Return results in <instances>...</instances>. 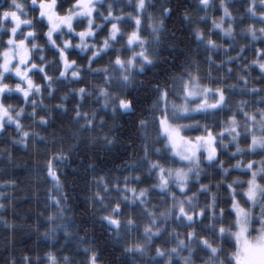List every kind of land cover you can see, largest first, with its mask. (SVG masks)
Segmentation results:
<instances>
[{
	"label": "snow or ice",
	"instance_id": "snow-or-ice-1",
	"mask_svg": "<svg viewBox=\"0 0 264 264\" xmlns=\"http://www.w3.org/2000/svg\"><path fill=\"white\" fill-rule=\"evenodd\" d=\"M181 6L172 0H30L29 18L25 4L11 0L0 11V133L14 126L19 138L13 144L28 148L36 140L46 143L39 133L26 130L24 119L47 126L51 116L37 109L67 114L72 97L76 127L71 139L76 143L69 151L82 140L107 148L116 143V120L134 117L142 155L135 159L134 149L120 175H93L95 190L89 197L108 213L100 219L123 239V252L148 257V264H264V46H256L264 45V0H243L242 15H234L232 0H196L184 6L180 15L195 48H186L175 63L177 45L166 44L163 37L165 21ZM239 25L246 26L237 31ZM237 35L246 41L243 46ZM225 37L227 47L217 42ZM249 45L254 53L250 61L244 55ZM161 64L172 67L163 78L138 79ZM256 68L260 86L250 79ZM233 77L235 82L228 83ZM70 84L84 86L70 88L50 109L44 105L45 94L55 98L58 88L53 85ZM139 91L150 102L144 108L133 95ZM13 98L16 104L8 102ZM64 153L61 145L46 161L56 192L45 205L53 211L43 236L55 240L63 232L66 241L75 238L78 245H87L77 251L83 264H99L88 233L70 231L69 197L53 167V161L67 159ZM4 154L11 159L7 149H0ZM221 156L228 157L227 164ZM207 169L215 175L210 178ZM141 184L147 187L133 186ZM221 190L227 199L220 197ZM10 199L0 191V209ZM129 208L139 209L141 219L129 215ZM170 223L175 225L171 230ZM165 235L168 239L157 245ZM19 264L76 262L47 251L35 257L22 254Z\"/></svg>",
	"mask_w": 264,
	"mask_h": 264
},
{
	"label": "trees",
	"instance_id": "trees-1",
	"mask_svg": "<svg viewBox=\"0 0 264 264\" xmlns=\"http://www.w3.org/2000/svg\"><path fill=\"white\" fill-rule=\"evenodd\" d=\"M18 2L25 4V11L30 18L33 13L28 8L30 0H18ZM156 2V0H154ZM161 2H168V0H161ZM172 3H179L182 6L178 12L170 19L165 21L167 26V32L165 33L163 40L166 44L171 43L177 45L176 56L178 60L175 63H179L183 59V52L186 48H195V44L192 43L193 37L189 34V28L182 20L180 12L183 11V7L189 4L194 5L196 0H172ZM234 5L233 12L235 14L242 15L243 9L241 7L243 0H232ZM11 4V0H0V11L8 8ZM159 5L157 4V7ZM65 7H68L65 4ZM131 11V9H127ZM203 15V13H201ZM213 13H209L211 17ZM219 15V13H216ZM252 21H249L251 23ZM210 26V25H209ZM246 25H239L244 27ZM4 28L10 27L8 24L3 25ZM27 29H25L26 31ZM171 33H175V38ZM7 37H4L6 39ZM212 39H217L214 35ZM237 43L241 46L246 41L241 40L237 35ZM228 46L227 38H223L217 41ZM43 43V41H40ZM235 46V45H234ZM257 47L264 46L260 42H257ZM48 60H52V56L47 52L44 53ZM201 56H203V50H201ZM235 55V52L232 53ZM164 55H168L165 51ZM250 61L254 53L251 50V45L246 53H244ZM220 58H224V54L221 51L219 53ZM107 57H105V60ZM170 64L171 57H169ZM219 63V60H217ZM206 67V66H204ZM170 65L161 64L155 69H148L146 74L138 77L140 80L153 79L154 76L163 78L164 74L171 71ZM236 71V69H234ZM213 75H217L213 71ZM220 75H224L223 72ZM260 71L258 68L251 71L250 79L256 82V86L259 84ZM33 79L40 83L37 77ZM228 83H234L235 77L227 81ZM11 83V81H10ZM81 84L70 85H53L54 88H58L55 93V98H49L45 94L44 105L49 109L52 105L59 103V97L64 95L73 87H81ZM137 99V106L139 108L146 107L150 102L143 93V91L133 92ZM9 103L16 104L15 98L8 101ZM69 112L63 114L59 111L46 112L40 108L37 111L40 115H50L51 121L47 126L37 127L29 119H24L23 123L26 130L35 131L40 136L46 138V143H41L36 140L34 144H30L28 148H24L22 145L13 144V139L19 138V134L15 132L14 126H9L6 133H0V149H7L11 153V159L7 154L0 155V191L5 192L11 197L10 200L5 201L6 207L0 209V264H11V260L15 259L19 264L22 254L43 256L47 251H53L57 253L59 257L69 256L74 259L76 264H83V255H77V251L82 250L87 245H78V242L73 238L66 241L64 239V233L60 232L56 239H45L43 233L46 230V217L51 214L53 209L49 207L45 208L46 204H51L49 195L56 192L54 182L51 177L47 175L45 168L46 161L51 159L52 155L59 152L61 145L65 149V155L67 159L60 161H53V167L60 177L62 183V191L69 197L67 203L70 207V211L66 213L71 217L70 231L77 233L79 236H84L85 232L88 233V240L94 246L95 250L99 253V264H148V257H132L130 254L123 252L124 241L121 238H117L113 232L107 227L106 222L101 221V217L108 213L101 209V206L97 204L95 207L89 200L92 191L95 190V186L91 183L93 175H104L111 171L113 176L120 175L123 171L124 162L129 161V157L132 156L133 150L137 151L135 159H139L142 153L139 152V140L137 139L135 118L131 116H123L116 120L117 130L114 135L116 137V143L107 148L101 144H91L88 141L82 140L74 149L69 151L71 145L76 141L71 139V132L75 130V124L71 120L73 113L72 97L66 102ZM91 101L85 102V108L87 109ZM21 106H23L21 104ZM27 112L31 111V108L26 109ZM39 119V117H37ZM106 119H108L106 117ZM112 121L109 119L107 128L111 126ZM159 146V145H158ZM227 164L228 157L221 156ZM235 163V160L231 161ZM89 165L93 167L90 168ZM209 177L215 175L212 169H207ZM126 175L129 173L125 172ZM236 173H234V176ZM203 180V177H202ZM204 183H208L209 180H203ZM214 183V181H213ZM7 184V187L4 185ZM137 187H147L146 184L133 185ZM222 199H227V193L223 190L220 192ZM153 203H156V199H153ZM204 198H200V203L203 204ZM108 203V201H105ZM223 206V205H222ZM129 215L139 218V209L135 212L131 208L127 210ZM7 221L6 225L4 221ZM9 225L13 227H9ZM175 227L170 223L169 230ZM177 231L183 232V228H177ZM132 236L136 233L132 232ZM124 236V233H121ZM168 239L167 235L163 239L157 240L156 244L160 245L164 243V240ZM169 247L172 244L167 245ZM151 255H154V250L151 251ZM199 264V261H197Z\"/></svg>",
	"mask_w": 264,
	"mask_h": 264
}]
</instances>
